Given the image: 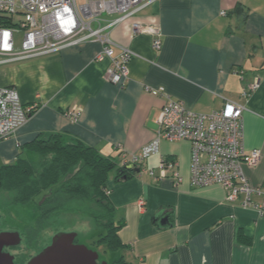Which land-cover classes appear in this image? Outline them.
Returning a JSON list of instances; mask_svg holds the SVG:
<instances>
[{"label":"crops","instance_id":"0c3cea01","mask_svg":"<svg viewBox=\"0 0 264 264\" xmlns=\"http://www.w3.org/2000/svg\"><path fill=\"white\" fill-rule=\"evenodd\" d=\"M133 18L110 30L115 53L120 46L135 53L124 84L106 79L107 60H94L96 41L0 66V86L15 88L22 104H37L0 140V165L13 162L35 136L59 133L119 166L154 137L164 97L145 88L163 86L195 112L220 109L226 100L242 103L244 151L261 152L243 171L264 187V0H157ZM132 19L158 25L159 49L151 35L131 32ZM256 80L243 97L242 87ZM69 109L78 112L75 121ZM161 157L176 160L180 182L148 174H158ZM190 161L188 141L162 139L139 173L125 179L116 178V169L108 173L112 218L121 224L116 256L125 264H264V213L226 202L219 184L193 185Z\"/></svg>","mask_w":264,"mask_h":264},{"label":"built area","instance_id":"2783aa9c","mask_svg":"<svg viewBox=\"0 0 264 264\" xmlns=\"http://www.w3.org/2000/svg\"><path fill=\"white\" fill-rule=\"evenodd\" d=\"M155 1L0 0V66L51 54L80 42L96 41L101 48L94 60H107L106 79L124 84L129 79L127 63L135 53L127 46H120L115 53L110 30L141 14ZM133 19L131 32L151 35L153 48L159 49L158 25ZM257 87L258 81H252L242 87L241 95L248 97ZM145 90L164 97L157 129L152 140L130 154L121 165L133 163L139 167V173L145 158L159 151L162 139L186 140L191 146L190 181L193 185L219 184L225 190L226 202L263 215L264 187L251 184L243 171L244 164L254 166L260 158L259 149L245 152L243 148L245 106L226 100L220 109L195 112L167 94L163 86H146ZM36 108V103L22 104L12 86H0V140L22 126ZM66 113L73 121L77 119V111L69 109ZM147 172L157 179L168 177L175 182L182 179L176 160L170 157L160 158L157 175L152 169ZM138 205L142 207L141 199Z\"/></svg>","mask_w":264,"mask_h":264},{"label":"trees","instance_id":"16d2710c","mask_svg":"<svg viewBox=\"0 0 264 264\" xmlns=\"http://www.w3.org/2000/svg\"><path fill=\"white\" fill-rule=\"evenodd\" d=\"M23 147L13 162L0 165V191L8 195L5 208L33 204V222L24 229L29 238L35 239L61 213H84L98 228L97 241L112 255L110 263L125 264L116 256L122 246L117 234L121 224L113 221L106 180L112 169H116L117 179L136 173L94 147L79 140L67 141L59 133L35 136Z\"/></svg>","mask_w":264,"mask_h":264},{"label":"rangeland","instance_id":"374dc122","mask_svg":"<svg viewBox=\"0 0 264 264\" xmlns=\"http://www.w3.org/2000/svg\"><path fill=\"white\" fill-rule=\"evenodd\" d=\"M78 2H81V0H78ZM4 23L6 25L9 24L7 21H4ZM126 163H124V165ZM7 201L8 195L3 191H0V231L18 230L22 235L20 244L13 250L9 251L16 256L17 263L24 264L30 257L41 251L50 243L53 234L63 231H75L77 233L75 238L76 242L83 243L89 248L97 251L99 261L106 260L109 263L111 262L112 255L106 250L104 244L97 241L100 236L99 231L89 215H85L84 213H61L60 215L53 217L50 220V225L38 232L35 239H31L27 233L24 232V229L27 225L33 222V204H11L5 208L3 204Z\"/></svg>","mask_w":264,"mask_h":264},{"label":"water","instance_id":"95a60500","mask_svg":"<svg viewBox=\"0 0 264 264\" xmlns=\"http://www.w3.org/2000/svg\"><path fill=\"white\" fill-rule=\"evenodd\" d=\"M125 168L137 173L138 166L126 163ZM1 222V214H0ZM167 217L163 216L160 223L165 224ZM75 231L56 232L51 241L41 251L28 259L26 264H111L106 260H98V252L83 243L75 241ZM21 236L18 230L0 231V264H15L13 255L4 250V247L16 246L20 243Z\"/></svg>","mask_w":264,"mask_h":264},{"label":"flooded vegetation","instance_id":"af4514ba","mask_svg":"<svg viewBox=\"0 0 264 264\" xmlns=\"http://www.w3.org/2000/svg\"><path fill=\"white\" fill-rule=\"evenodd\" d=\"M20 236H21V240H22V235L20 234ZM21 242V241H20ZM20 244V243H19ZM18 244V245H19ZM17 246V245H16ZM16 246H9V247H4V250L5 251H10V250H13ZM10 253V252H9ZM12 254V253H11ZM13 255V254H12ZM13 261H14V263H16V264H19V263H17L16 262V256L15 255H13ZM27 262V261H26ZM26 262L24 263V264H26Z\"/></svg>","mask_w":264,"mask_h":264},{"label":"bare ground","instance_id":"6f19581e","mask_svg":"<svg viewBox=\"0 0 264 264\" xmlns=\"http://www.w3.org/2000/svg\"><path fill=\"white\" fill-rule=\"evenodd\" d=\"M134 166H137V165L134 164Z\"/></svg>","mask_w":264,"mask_h":264},{"label":"clouds","instance_id":"9594fccd","mask_svg":"<svg viewBox=\"0 0 264 264\" xmlns=\"http://www.w3.org/2000/svg\"><path fill=\"white\" fill-rule=\"evenodd\" d=\"M138 173V172H137Z\"/></svg>","mask_w":264,"mask_h":264}]
</instances>
